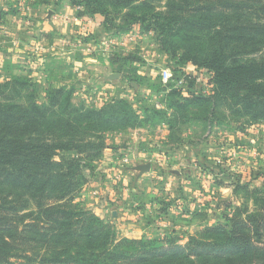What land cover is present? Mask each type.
I'll list each match as a JSON object with an SVG mask.
<instances>
[{"label": "trees", "instance_id": "16d2710c", "mask_svg": "<svg viewBox=\"0 0 264 264\" xmlns=\"http://www.w3.org/2000/svg\"><path fill=\"white\" fill-rule=\"evenodd\" d=\"M72 2L81 15H102L107 32L136 23L153 30L174 74L190 63L206 68L214 92L186 94L171 83L167 105L146 104L140 114L126 98L96 107L74 102L73 88L51 84L41 102L30 77L0 81V264H264V186L237 182L247 200L185 245L172 237L117 241L76 200L109 134L161 122L173 133L194 120L209 129L222 108L241 127L264 122V0Z\"/></svg>", "mask_w": 264, "mask_h": 264}, {"label": "rangeland", "instance_id": "374dc122", "mask_svg": "<svg viewBox=\"0 0 264 264\" xmlns=\"http://www.w3.org/2000/svg\"><path fill=\"white\" fill-rule=\"evenodd\" d=\"M35 1L0 0L2 31L5 32L10 27L6 15L14 18L16 10L29 17L37 7H49L65 0H50L47 3ZM159 8L164 9V6ZM86 30L89 31H83L87 32ZM83 33L82 36L90 37ZM107 34V48L104 44H99V52H93L96 56L89 54V59L93 62L91 65L102 68L104 65L110 74H119L112 80L106 78L109 83L121 80L126 85L123 92L121 87H118V91L122 92L119 96L107 97L105 92L112 88L111 85L100 84L97 80L92 83L88 78L82 77L78 82L75 81L76 73H82L83 69L87 68V63L81 62L79 66L74 64L76 68L73 69L69 65L62 66L59 73L56 62L52 64L53 68H41L42 79L47 82L46 87L32 80L38 86L39 100H47L52 78L59 81L61 74L63 79L67 76V84L60 85L74 89V102L82 101L101 107L117 98H126L131 103L139 104L140 114L146 104L164 108L167 105L170 86L163 84L160 72L162 67L174 65V61L162 50L155 32L144 29L141 23H136L132 30ZM12 47L13 44L9 40H5L4 46L0 45L1 82L8 81L14 75ZM130 56L133 58H129ZM113 57L116 59L113 60ZM89 59L87 61H90ZM199 78L201 77H192L190 82L193 89L186 94L194 91L212 95V78L208 82L204 79L197 81ZM160 82L163 87L157 89ZM53 84L59 86L54 82ZM232 118L234 117L229 111L222 108L219 120L209 129L194 120L180 123L178 131L170 133V126L166 123L168 133L164 138L159 131L154 130L147 142L135 146L136 151L130 152L125 151L127 142L118 140V135L128 130L109 134L107 145L117 146L112 150L115 154V159L111 161L113 165H110L109 160H104L107 151L105 150L92 169H85L86 182L76 200L108 223L114 229L117 241L123 238L172 237L180 245L187 244L190 237L204 227L224 222L226 216H232L236 208L247 200L244 191H236L237 182L248 188L264 186V122L243 125L242 128L240 123ZM148 124L143 127L158 129L161 123ZM123 143L125 144L122 145ZM184 145L192 152L187 155L177 153L175 156L176 147ZM121 147L125 148L121 150ZM131 157L144 159L147 163L130 164ZM248 202L254 206L252 199ZM101 209L107 211L100 213L104 214L100 216L95 211Z\"/></svg>", "mask_w": 264, "mask_h": 264}, {"label": "crops", "instance_id": "0c3cea01", "mask_svg": "<svg viewBox=\"0 0 264 264\" xmlns=\"http://www.w3.org/2000/svg\"><path fill=\"white\" fill-rule=\"evenodd\" d=\"M81 9L82 7L74 5L71 0H65L58 1V3L52 4V6L49 7H37L35 12L29 17L18 13L19 11L17 12L16 10L14 18L10 15H6L10 22L9 29L4 32L0 27V45L4 46L5 40H9L13 44L12 49H14V53L11 54V56L14 58V75L16 76H28L34 82H38L40 86L43 85L46 87L47 82H44L42 79V73L40 72L42 70L41 68H53L52 64L57 62V68H59L58 71L60 73L62 66L69 65L73 69L74 64L79 66L81 62H83L84 64H88L86 66L87 68H84L80 74L76 73L75 81L78 82L83 77L88 78V81L92 83L97 80L100 84L107 86L111 85L112 88H108L105 95L109 98H115L119 96V93L123 92L126 85H124L121 80H117L119 82L113 81V83L107 82L105 76L111 73L110 71L107 72V66L103 65L102 68L100 66L91 65L90 63L93 62L89 59V54L96 56L93 52L95 51L96 54L99 52V44H104L105 48H107L109 44L108 34L103 25L104 17L100 14L90 17L81 15ZM84 29H89V31L86 30L87 32H84ZM82 33H87L90 37H84ZM8 49H10V47H8ZM87 59L90 61H87ZM185 69L190 72L193 70V66L187 64ZM84 74L87 75L85 76ZM59 77H61L59 80L61 82L55 81L52 78L51 83L53 84L54 82L59 85L63 83L67 84V76H64L65 79H63V75L60 74ZM98 77L100 78L99 80ZM121 84L123 85L121 86ZM118 87H121L122 92L118 91ZM98 99L101 100V98ZM132 105L137 111L141 108L136 102H132ZM158 127L159 130L151 127L130 129L120 133V135H118L120 139L118 140L119 142H127L128 146L125 149L126 152L136 151L135 146L140 144L143 145L147 142L151 132H154V130L159 131L163 138L167 135L168 126L165 122H161ZM124 144L125 143L122 145ZM115 147L117 146L109 145L106 149L104 160H109L110 165H113L111 161L115 159L113 158L115 154L112 151ZM124 148L125 147H121V150ZM176 148H174L176 149L175 156L177 153L187 155L188 152H192L187 145L178 146ZM140 163L145 164L147 162L144 159H138L137 157L132 159L131 157L130 164ZM257 183L259 182H256V184ZM106 211L107 209H101L95 212L101 216L104 214L100 213H105Z\"/></svg>", "mask_w": 264, "mask_h": 264}, {"label": "built area", "instance_id": "2783aa9c", "mask_svg": "<svg viewBox=\"0 0 264 264\" xmlns=\"http://www.w3.org/2000/svg\"><path fill=\"white\" fill-rule=\"evenodd\" d=\"M109 45V44H108ZM194 72L192 73L191 71L188 72L185 67L183 69V73L180 74L179 76H176L174 74V66L172 64H168L165 67L161 68L160 72V77L163 81L164 85H169V84H174L176 88L181 89L184 93L187 91L192 90L193 88L191 87L190 80L192 77L199 78L197 81H203L201 79H204L205 82H208L212 78V73L206 69V68H200L197 65L192 64ZM210 84L208 83V87L210 88Z\"/></svg>", "mask_w": 264, "mask_h": 264}, {"label": "water", "instance_id": "95a60500", "mask_svg": "<svg viewBox=\"0 0 264 264\" xmlns=\"http://www.w3.org/2000/svg\"><path fill=\"white\" fill-rule=\"evenodd\" d=\"M119 76V74H117V73H114V74H110V75H108V76H106V78H108V79H115V78H117Z\"/></svg>", "mask_w": 264, "mask_h": 264}]
</instances>
